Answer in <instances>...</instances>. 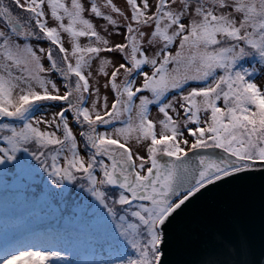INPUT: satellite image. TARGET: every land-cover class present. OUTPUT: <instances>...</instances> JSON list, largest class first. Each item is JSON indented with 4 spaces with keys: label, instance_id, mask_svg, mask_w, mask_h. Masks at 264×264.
Segmentation results:
<instances>
[{
    "label": "snow or ice",
    "instance_id": "snow-or-ice-1",
    "mask_svg": "<svg viewBox=\"0 0 264 264\" xmlns=\"http://www.w3.org/2000/svg\"><path fill=\"white\" fill-rule=\"evenodd\" d=\"M10 3L19 12L0 0V117L21 123H0V164L23 152L51 185L84 181L116 221L108 242L134 251L120 264H164L168 230L190 200L218 183L264 173V88L249 79L248 68L236 70L253 53L264 65V0H124L123 10L113 0ZM96 19L114 32L102 35ZM30 37L49 47L20 43ZM26 61L34 70L21 67ZM99 79L108 95L101 96ZM196 81L205 86L185 92ZM173 91L178 95L169 100ZM150 105L163 114L159 132ZM48 107L59 111L45 115ZM169 110L177 117L182 110L183 127ZM133 132L138 143L150 141L146 157L128 145ZM206 149L221 155L198 154ZM102 221L97 214L95 222ZM63 258L59 251L14 246L0 254V264Z\"/></svg>",
    "mask_w": 264,
    "mask_h": 264
},
{
    "label": "rangeland",
    "instance_id": "rangeland-1",
    "mask_svg": "<svg viewBox=\"0 0 264 264\" xmlns=\"http://www.w3.org/2000/svg\"><path fill=\"white\" fill-rule=\"evenodd\" d=\"M6 4L12 7L14 12H19L15 6L11 5L10 0H4ZM70 4V0H66ZM113 2L120 7L122 10L124 9V0H113ZM154 2V0H153ZM100 3H103V0H100ZM107 12V10H105ZM22 16L26 15L20 13ZM51 21V18L49 17ZM66 22V21H65ZM93 23L97 25V30L101 32L102 35H108L109 33H113L114 29L111 26H106L105 22L99 21L98 19L93 20ZM3 24H0V28H3ZM107 28V31H105ZM62 37L66 46L70 48L69 39L67 33H62ZM111 39V37H109ZM117 42L121 40L120 37H116ZM30 43L34 49H39L40 47H44L47 49L49 47V42L43 39H36L35 37L28 38L27 41H20L21 44L23 43ZM81 43L86 44L87 39L81 38ZM175 47L172 49L173 53L175 52ZM249 51H252L249 49ZM244 58H247V65L239 64L236 68L237 71L241 70L242 68L249 69V79L254 81L258 86L264 88V65L260 63V58L258 54H250ZM108 59H112L111 56ZM3 63L2 58H0V64ZM99 61L96 62L98 65ZM45 67L48 66V62L44 61ZM94 65V69L96 67ZM26 67L27 70H34V64L30 61H26V64H22L21 66ZM145 71H150L148 67L144 68ZM14 74L20 75L21 69H13ZM219 71L217 75H221ZM142 79V78H140ZM208 83H212L211 80ZM104 80L99 79L98 87L101 88V96L108 95V91L103 89ZM205 86L203 82H191L186 88L185 92L190 90L191 87H202ZM146 95H150L145 93ZM173 95H178L177 92L173 91L171 94L168 95V99L171 100ZM112 97L109 96V106L111 103ZM139 102L138 100L136 101ZM167 102V101H166ZM63 102H47V105H57ZM222 107V102H218ZM46 105V106H47ZM178 107V105H176ZM149 118L156 122L157 127L156 131L159 132L160 127L158 121L163 119V114L159 113L157 105H150L149 106ZM53 111H59V107H48V110L45 111V115H51ZM39 114V113H38ZM169 114L173 116L174 119L178 121L181 127H183V121L185 119L182 110H180V116L177 117L176 113L171 112L169 110ZM134 123L135 121V113H133ZM0 123H9L14 126L20 125V121L15 120L14 118H5L0 117ZM116 126H122L121 122H117ZM107 126H101L100 130H105ZM74 131H78L75 125H73ZM138 133L133 132L129 139L128 145L132 148L133 152H139V154L143 156H147V145L150 141L140 140L137 142ZM192 141L189 140L188 146H185V152L188 151V147H190ZM2 144V142H0ZM81 154L85 155L83 149H81ZM168 158V157H167ZM25 161V165L21 167L17 162L18 161ZM25 181V182H24ZM81 183H85L84 181H76V182H68L65 181L59 187L55 185H51L50 181L48 180L47 173L43 171L40 167L38 161L33 159L30 155L19 152L17 153V161L6 162L5 164H0V238L5 235L7 231L13 230L15 226L18 224L23 223L22 218L19 217L24 211V209H30L33 207L42 208V206L46 205L50 201L53 202L51 205L53 207L50 211V214H45L48 216L42 217L40 219H33L31 227L34 226V223L37 221H46L43 224L50 228V222H57L61 221L63 227L73 236V241L68 242V246L73 245L71 251L68 252V249L64 250L62 246V239L65 237L60 238H53L51 233L47 232L45 240L47 241L45 244L40 245L38 249L40 250H51V251H59L61 252L63 259H53L51 264H120L121 260H126L129 255H134V251L129 247L127 251L120 247L119 251H116L113 255L112 259H109V262H105L104 260L100 259L98 255L96 258L92 253L87 252V249L93 247V243H99L101 240H107L106 233L108 231L112 233H116V221H114L108 214L107 211L103 208L102 205L94 197H89L91 195L86 190V183L85 187H80ZM47 184V185H46ZM20 191V195L18 196V192ZM109 193H111V189H109ZM87 194V195H86ZM82 195V202L79 205H84L90 207L88 213L86 214L85 211L80 213V221L83 222L81 216L83 217H92V222L89 224H83L84 227L78 229L76 226L80 224V221L74 222L72 219V211L74 207L77 208V205L73 206V201H78L79 196ZM87 198L89 200H87ZM14 200V203L11 202ZM77 203V202H76ZM117 211L119 212V207L117 206ZM102 214L103 221L102 223H96V215ZM108 217V218H106ZM47 223V224H45ZM38 227V226H37ZM35 228V227H34ZM34 230V229H33ZM32 231V230H30ZM73 231V232H72ZM17 237H26L25 232H18L16 233ZM67 237V236H66ZM12 241L10 245L5 246L0 241V254L5 251H10L12 247L16 248H25L22 247V244L15 241ZM78 240L77 244L75 243ZM25 249H29L25 248Z\"/></svg>",
    "mask_w": 264,
    "mask_h": 264
},
{
    "label": "water",
    "instance_id": "water-1",
    "mask_svg": "<svg viewBox=\"0 0 264 264\" xmlns=\"http://www.w3.org/2000/svg\"><path fill=\"white\" fill-rule=\"evenodd\" d=\"M197 151L221 155L219 149ZM195 154L188 152L189 159ZM204 262L264 264V173L257 170L245 179L210 186L177 213L168 230L164 264Z\"/></svg>",
    "mask_w": 264,
    "mask_h": 264
},
{
    "label": "trees",
    "instance_id": "trees-1",
    "mask_svg": "<svg viewBox=\"0 0 264 264\" xmlns=\"http://www.w3.org/2000/svg\"><path fill=\"white\" fill-rule=\"evenodd\" d=\"M247 58L242 59L241 61H239V64H243V65H247ZM25 182V181H24ZM20 195V191L18 192V196ZM87 195V194H86ZM79 200L77 201H73V206L80 204L83 200H82V195L79 196ZM89 197L91 198L92 196L89 195ZM87 200H89L87 198ZM11 202L14 203V200H12ZM77 202V203H76ZM53 202H49L46 203V205L42 206V208H30V209H24L23 213L21 215H19V217L22 218V221L24 224L20 223L17 226H15V228L13 230L7 231L5 233L4 236H2L0 238L1 243H3L5 246L10 245V243L13 241L14 242V237H15V241L19 242L22 244V247L25 248H31L33 250H36L40 247V245L45 244L47 241L45 240V237L47 236L46 233L49 232L51 233L53 236V238H60L62 239V237H65L66 241L64 239H62V246L63 249L66 250L68 249V252H70L72 249V246L70 244V246H68V242L73 241V236L66 230V228L63 227V224L61 221H55V222H50V228L48 226H45L43 223L46 221H37L36 223H34V226L31 227V224H29L30 222H32V218L33 219H40L42 217L48 216L45 214H50V210L53 207L51 204ZM90 207L84 205L82 207V205H77V208L74 207V210L72 211V219L74 222L76 221H80V213L85 211V213L87 214L89 211ZM106 211V210H105ZM82 214V213H81ZM92 217H83L81 216V219H83V222L80 221V224L78 226H76L78 229H81L82 227H84L85 224H89L90 222H92ZM108 218V217H106ZM1 221V220H0ZM84 225H83V224ZM47 224V223H45ZM38 226V227H37ZM35 227V228H34ZM34 229V230H33ZM32 230V231H30ZM25 232L26 233V237H17L16 238V233L18 232ZM73 232V231H72ZM67 236V237H66ZM54 240V239H53ZM38 242V243H37ZM78 240H76V244H77ZM120 247L117 248L115 246H112L108 241L106 240H101L99 241V243H93V247L90 249H87L89 253H92L94 255V257L96 258L98 255L100 256V259L104 260L105 262H109V259L113 258V254L116 251H119ZM116 250V251H115ZM1 252V250H0Z\"/></svg>",
    "mask_w": 264,
    "mask_h": 264
},
{
    "label": "flooded vegetation",
    "instance_id": "flooded-vegetation-1",
    "mask_svg": "<svg viewBox=\"0 0 264 264\" xmlns=\"http://www.w3.org/2000/svg\"><path fill=\"white\" fill-rule=\"evenodd\" d=\"M162 160H167L168 158L166 156L161 157Z\"/></svg>",
    "mask_w": 264,
    "mask_h": 264
}]
</instances>
